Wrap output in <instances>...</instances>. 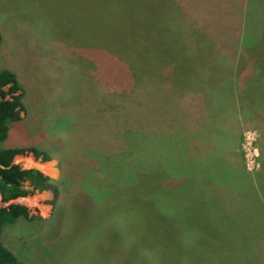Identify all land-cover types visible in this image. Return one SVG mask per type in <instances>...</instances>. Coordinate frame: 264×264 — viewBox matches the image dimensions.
<instances>
[{
	"label": "rangeland",
	"instance_id": "obj_1",
	"mask_svg": "<svg viewBox=\"0 0 264 264\" xmlns=\"http://www.w3.org/2000/svg\"><path fill=\"white\" fill-rule=\"evenodd\" d=\"M0 32V149L57 185L5 227L22 262L264 264V0H0Z\"/></svg>",
	"mask_w": 264,
	"mask_h": 264
},
{
	"label": "trees",
	"instance_id": "obj_2",
	"mask_svg": "<svg viewBox=\"0 0 264 264\" xmlns=\"http://www.w3.org/2000/svg\"><path fill=\"white\" fill-rule=\"evenodd\" d=\"M0 32V45L2 44ZM24 93L15 75L9 71L0 74V143L7 141L10 125L23 120L25 106ZM161 109V108H160ZM114 114V112H113ZM34 155L42 161H50L47 153L36 147H10L0 149V264H25L17 255L4 244V233L7 225L19 221H44L32 215V210L21 202L28 195H36L48 191L57 194V185L52 178L35 168H26L15 162L18 156ZM77 190V189H76ZM77 201L86 207L96 208L93 198L84 197L83 193L75 195ZM4 203L9 205L4 206ZM112 203V202H111ZM128 213H124V221Z\"/></svg>",
	"mask_w": 264,
	"mask_h": 264
},
{
	"label": "crops",
	"instance_id": "obj_3",
	"mask_svg": "<svg viewBox=\"0 0 264 264\" xmlns=\"http://www.w3.org/2000/svg\"><path fill=\"white\" fill-rule=\"evenodd\" d=\"M222 58H223L224 66H225L226 68L223 67V71H222V75H221V72H220V65H219V68H218L219 72H218V74H217V72H216V76H217V78L214 77L213 80H214V83H218V84H220V85H226L223 79L226 78L227 75L230 73V72H229V68H230V66H231L232 64L229 63V62H227V58H226V57L224 58V57L222 56ZM227 63H229L230 66H229ZM213 74H214V73H213ZM242 182H244V184H245V181H242Z\"/></svg>",
	"mask_w": 264,
	"mask_h": 264
}]
</instances>
